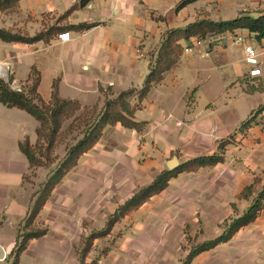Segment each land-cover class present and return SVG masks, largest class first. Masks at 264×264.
Returning a JSON list of instances; mask_svg holds the SVG:
<instances>
[{"label":"crops","instance_id":"crops-1","mask_svg":"<svg viewBox=\"0 0 264 264\" xmlns=\"http://www.w3.org/2000/svg\"><path fill=\"white\" fill-rule=\"evenodd\" d=\"M80 1L19 0L14 8L0 11V28L5 30L32 37L50 27L60 29L48 43L0 40V64L13 77V85H23L34 66L40 73L37 92L45 102L58 79L61 98L76 100L82 107L102 105L99 88H109V97H114L142 87L168 30L200 19L225 21L242 14H264V0H196L178 10L182 0H87L63 17ZM82 23L94 26L84 31L66 28ZM63 33H69L68 41L58 38ZM191 43L135 112L136 121L147 122L143 132L119 124L105 127L98 143L53 189L35 219V225L46 227L47 234L29 242L19 264H76L77 227L91 219L104 195L93 189L99 185L111 190L110 200L103 204L104 212L112 214L163 170L158 167L164 150L203 148L215 141L214 150L188 159L211 155L227 139L224 135L240 132L241 121L257 106L247 107L248 97L264 93L246 94L238 82L253 69L245 61L244 47L254 46L259 63L260 73L250 78L264 82V39L258 41L246 30H237ZM192 100L193 108L188 106ZM237 112L242 120H236ZM38 126L24 110L0 103V247L5 252L0 264H9L6 258L34 200L36 189L25 177L36 173L40 178L41 174L39 183H43L49 176L42 173L43 168L29 169L18 147L26 138L30 144L36 142ZM224 157V163L213 167L227 166L210 179V208L202 206L196 212L203 224L212 227L233 214L232 205L239 210L236 216L250 207L252 200L237 197L246 186L255 179L259 191L264 185V111L239 138L233 137ZM191 264H264V211L228 242L199 254Z\"/></svg>","mask_w":264,"mask_h":264},{"label":"trees","instance_id":"trees-1","mask_svg":"<svg viewBox=\"0 0 264 264\" xmlns=\"http://www.w3.org/2000/svg\"><path fill=\"white\" fill-rule=\"evenodd\" d=\"M18 1L0 0V11L14 8ZM194 1L196 0H182L177 10ZM86 2L87 0H81L79 4L71 7L63 17L79 6H84ZM92 26L94 25L82 23L69 25L66 28L84 31L90 29ZM59 30L50 27L46 31H40L30 37L22 35L20 32H12L0 28V40L3 42L28 44L39 41L48 43ZM237 30H246L250 34H253L258 41L264 39V14L257 17L242 14L225 21L200 19L185 27L168 30L161 38L156 55L153 62H151L149 72L145 77L142 87L139 90L131 88L121 91L114 97H109V88L105 91L99 88L104 97L102 105L96 103L91 107H82L76 100L61 98L58 94V79L53 81L51 98L48 102H45L37 92L40 73L34 66L31 67L28 78L21 85L20 91L12 88L13 77L11 75L6 80L0 77V103L8 108L24 110L39 123L36 129V142L30 144L26 138L18 145L19 150L28 160L29 169L35 170L55 164L57 155L54 152L63 132L69 134L74 132L76 128H80V138L67 148L63 158L57 163L55 169L51 171L39 190L33 194L34 200L32 206L29 209L27 217L20 224L15 245L6 258L7 263L19 264V257L27 249L29 242L32 239H38L47 234L46 227L35 225L37 215L63 177L77 166L82 155L98 143L105 127L119 124L138 133L143 132L147 122L136 121L134 119L135 112L141 109L142 102L150 90L162 82L167 72L175 68L183 52L192 47L191 40L195 39L197 42H201L209 36L221 35L227 32L234 33ZM133 98H135V103H132ZM258 111L260 113L264 111V104L258 108ZM68 120H70L68 125L63 128L65 122ZM254 123V119L251 117L246 119L239 127V131L245 132ZM228 144H230V140H222L218 146V151L211 155L190 158L180 163L174 170L163 169L149 185L140 188L123 204L119 205L114 213L108 217L105 226L101 230L93 231L83 238V246L77 251L78 263L97 264V260L86 261L95 239L108 236L116 223L130 213L138 210L150 198L166 190L170 180L176 178L178 174L196 172L202 168H213L218 164L224 163V150ZM25 180H28V177H25ZM256 182L257 180L255 179L237 197L239 199L250 197ZM263 211L264 185L261 191L253 198L250 207L243 214L227 221L222 233L215 238L192 246L181 264H191L199 254L207 252L219 244L228 242L241 228L253 223Z\"/></svg>","mask_w":264,"mask_h":264},{"label":"rangeland","instance_id":"rangeland-1","mask_svg":"<svg viewBox=\"0 0 264 264\" xmlns=\"http://www.w3.org/2000/svg\"><path fill=\"white\" fill-rule=\"evenodd\" d=\"M257 65L259 63L253 65L252 70L258 69ZM0 77L5 80L8 78V76L2 75ZM250 77L255 76H251L250 72H247V76L244 75L238 80L244 92L246 94H255L256 91H264V82L258 81V78L252 79ZM11 85L15 87L13 83ZM17 87L21 88V86ZM263 100L264 93L248 97L246 106H250L251 108L257 106L249 111L245 119L241 121V124L250 117L254 119V122H256V119H260L262 112L260 113L258 108L264 104ZM193 102L192 100L191 103H188V106L193 108ZM240 115L237 112L236 120L243 119L242 117L240 118ZM69 121L65 122L63 128L68 125ZM187 123L184 122V124ZM79 131L80 128H76L74 132L69 134L63 132L54 152L57 155V161L49 167H44L43 174H50L55 169L57 163L63 158L67 148L80 138ZM241 133L238 132L235 134L232 132L231 136L229 134L224 135V137L231 141L234 136L239 138ZM210 143V145L204 146L203 148L187 149L177 147L170 152L164 150L165 157L161 160L162 164L158 168L166 169V162L174 155L182 163L187 161L186 159L191 156L211 152L215 149V141ZM226 167L224 164L216 168H202L196 172L178 174L176 178L170 181L166 190L152 197L138 210L130 213L116 223L108 236L95 239L86 261L91 262L97 260V264H181L192 246L212 239L218 233L221 234L226 222L238 214L239 210L234 204L232 205L233 214L221 219L220 223L217 226L213 225V227L207 223L203 224L199 214L196 215V212L202 206L205 209L210 208L207 204L212 200L210 198V191L212 189L210 179L213 175L222 173L220 169H226ZM40 178L37 177L36 173H31L28 176L29 182L33 184V188L36 191L44 183H39ZM257 184L258 182H256L253 188L252 195L246 200L250 199L251 201L257 195L259 192ZM103 187H99L98 185V187L93 189L99 196L101 192H104L102 200L100 199L99 209L92 214L91 219L77 227L75 247L76 264H79L77 251L83 246V238L87 237L93 231L101 230L111 215L104 212L106 206L105 203L103 204L105 199L110 200L107 197L111 190L103 189ZM111 202L113 206L115 203L114 201ZM221 211L223 210L221 209Z\"/></svg>","mask_w":264,"mask_h":264},{"label":"built area","instance_id":"built-area-1","mask_svg":"<svg viewBox=\"0 0 264 264\" xmlns=\"http://www.w3.org/2000/svg\"><path fill=\"white\" fill-rule=\"evenodd\" d=\"M58 38L60 40H63V41H68L69 39V33H63V34H60L58 36ZM243 39L242 38H238L237 41H242ZM245 52H246V62L250 65H256L258 64L257 62V55H256V52H255V48L253 45L247 43L246 46H245ZM260 73V70L259 69H254V70H251L250 71V75L251 76H255V75H258ZM8 71L7 69L4 67V72L3 73H0V75L2 76H8Z\"/></svg>","mask_w":264,"mask_h":264},{"label":"water","instance_id":"water-1","mask_svg":"<svg viewBox=\"0 0 264 264\" xmlns=\"http://www.w3.org/2000/svg\"><path fill=\"white\" fill-rule=\"evenodd\" d=\"M13 89L20 91V87H12ZM180 165V162L177 158V156H172V158L170 160H168L166 162V169L167 170H174L175 168H177ZM5 258V252L3 251V249L0 247V259H4Z\"/></svg>","mask_w":264,"mask_h":264},{"label":"bare ground","instance_id":"bare-ground-1","mask_svg":"<svg viewBox=\"0 0 264 264\" xmlns=\"http://www.w3.org/2000/svg\"><path fill=\"white\" fill-rule=\"evenodd\" d=\"M4 72V68L3 66L0 64V73H3Z\"/></svg>","mask_w":264,"mask_h":264}]
</instances>
